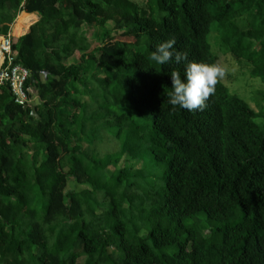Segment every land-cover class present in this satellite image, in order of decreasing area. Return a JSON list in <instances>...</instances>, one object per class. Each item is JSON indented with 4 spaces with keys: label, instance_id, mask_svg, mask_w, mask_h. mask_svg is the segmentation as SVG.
I'll return each instance as SVG.
<instances>
[{
    "label": "trees",
    "instance_id": "obj_1",
    "mask_svg": "<svg viewBox=\"0 0 264 264\" xmlns=\"http://www.w3.org/2000/svg\"><path fill=\"white\" fill-rule=\"evenodd\" d=\"M22 11L41 15L13 44L31 71L39 117L35 104L19 105L0 87V264H77L83 256L85 264H264V129L255 111L221 80L202 111L168 103L173 70L183 79L189 61L217 64L213 30L264 76V0H0V37ZM84 25L97 27L103 44L92 47ZM173 38V53L187 61L149 59ZM91 66L100 85L89 90ZM123 72L127 102L153 116L147 143L167 164L165 183L126 167L102 183L80 156L77 116ZM77 83L89 102L74 97ZM97 105L91 118L108 121ZM70 178L93 189L68 192ZM129 211L140 221L134 229L122 219Z\"/></svg>",
    "mask_w": 264,
    "mask_h": 264
},
{
    "label": "rangeland",
    "instance_id": "obj_2",
    "mask_svg": "<svg viewBox=\"0 0 264 264\" xmlns=\"http://www.w3.org/2000/svg\"><path fill=\"white\" fill-rule=\"evenodd\" d=\"M141 5L146 0H135ZM240 27L247 26L246 19H238ZM111 28V25H108ZM120 32H116L118 35ZM208 41L211 45L212 54L219 58L217 64L226 69V75L221 81L228 88L231 94L237 95L255 111L257 118L256 121L264 129V76L254 75L252 73L253 66L251 62L244 59L239 60L231 51L227 50L223 45L218 32L213 30L208 35ZM97 44L92 45L95 47ZM97 69L91 66L89 75L86 76L83 84L88 82V89L92 90L100 84L97 81ZM125 72L117 80L110 76L111 82L106 94H99L98 98L102 105V111L108 114V121L97 120L91 118L90 113L93 112L94 107H98V103L92 102L88 105L90 113L77 116V125L75 130L81 133V152L80 156L84 159L89 172L95 174L102 183H107L113 176L116 175L117 170L122 168H130L133 170H141L146 173H151L154 178H159L161 183H165V176L167 174V164L165 162H158L154 160L153 154L150 151L147 143L148 134L152 128L153 116L145 108L138 109L126 100V87L123 82ZM94 76V78H91ZM104 77L105 75H101ZM77 90L74 97L81 99V101L89 102V96L82 91V85L77 83ZM119 92L121 102L120 105H115L116 94ZM103 96V97H102ZM37 98V97H36ZM109 102H108V100ZM106 109H103V105ZM71 111L76 110L73 105L70 106ZM124 115L121 121H118L117 116ZM120 135L118 137L117 135ZM119 155L118 164L107 162V158ZM40 160V158H39ZM135 188V187H134ZM85 189L92 190L91 184H81L75 179L70 178L67 191H82ZM154 192H161V189H155ZM135 192L140 196L144 195V191L135 188ZM102 201V197L99 196ZM129 207V202L125 204ZM104 209L99 207L97 213H103ZM122 219L131 229L139 226L138 216L132 212H126ZM188 227H191V221L187 222ZM220 225L222 223H219ZM200 225L209 226L205 217L200 220ZM210 226L206 230L209 233ZM141 235H147V231L141 230ZM86 257H81L77 264H85Z\"/></svg>",
    "mask_w": 264,
    "mask_h": 264
},
{
    "label": "clouds",
    "instance_id": "obj_3",
    "mask_svg": "<svg viewBox=\"0 0 264 264\" xmlns=\"http://www.w3.org/2000/svg\"><path fill=\"white\" fill-rule=\"evenodd\" d=\"M175 43L174 38L160 43L149 59L159 65L168 63L173 57L177 64L187 61L186 52L173 53ZM170 75L173 91L169 93L168 103L173 108L179 106L188 111H202L207 107V101L215 95L216 85L225 77L226 69L219 64L189 61L185 66L183 79L176 70Z\"/></svg>",
    "mask_w": 264,
    "mask_h": 264
},
{
    "label": "built area",
    "instance_id": "obj_4",
    "mask_svg": "<svg viewBox=\"0 0 264 264\" xmlns=\"http://www.w3.org/2000/svg\"><path fill=\"white\" fill-rule=\"evenodd\" d=\"M11 34L0 37V87L7 86L17 104L33 106L37 92L27 86L31 71L20 63Z\"/></svg>",
    "mask_w": 264,
    "mask_h": 264
},
{
    "label": "crops",
    "instance_id": "obj_5",
    "mask_svg": "<svg viewBox=\"0 0 264 264\" xmlns=\"http://www.w3.org/2000/svg\"><path fill=\"white\" fill-rule=\"evenodd\" d=\"M40 19L41 15L39 12L29 13L27 11H22L17 15L15 21L11 24L9 34H11L14 41H16L21 36L29 33L31 27L39 22ZM107 27L109 28L108 24ZM97 31L98 28L95 26L84 25L80 30V34L86 36L92 45H100L103 44V37H99V39L98 37L96 38L95 34ZM112 35H114V33H112ZM77 61L78 60L76 58L71 60L72 63Z\"/></svg>",
    "mask_w": 264,
    "mask_h": 264
},
{
    "label": "water",
    "instance_id": "obj_6",
    "mask_svg": "<svg viewBox=\"0 0 264 264\" xmlns=\"http://www.w3.org/2000/svg\"><path fill=\"white\" fill-rule=\"evenodd\" d=\"M42 73H43V74L45 75V77L47 78V76H48V71L43 70ZM39 104H40V99H39V97H37V98L35 99V105L32 107V114H33V116L39 117V115H38V113H37V108H36V106L39 105Z\"/></svg>",
    "mask_w": 264,
    "mask_h": 264
}]
</instances>
